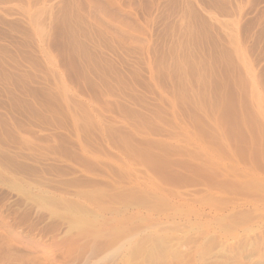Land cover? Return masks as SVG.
Masks as SVG:
<instances>
[{
    "label": "rangeland",
    "instance_id": "1",
    "mask_svg": "<svg viewBox=\"0 0 264 264\" xmlns=\"http://www.w3.org/2000/svg\"><path fill=\"white\" fill-rule=\"evenodd\" d=\"M0 264H264V0H0Z\"/></svg>",
    "mask_w": 264,
    "mask_h": 264
}]
</instances>
